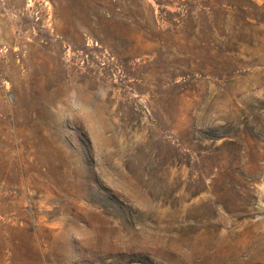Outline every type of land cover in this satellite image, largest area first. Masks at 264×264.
I'll return each mask as SVG.
<instances>
[{
    "label": "rangeland",
    "instance_id": "374dc122",
    "mask_svg": "<svg viewBox=\"0 0 264 264\" xmlns=\"http://www.w3.org/2000/svg\"><path fill=\"white\" fill-rule=\"evenodd\" d=\"M0 264H264V0H0Z\"/></svg>",
    "mask_w": 264,
    "mask_h": 264
}]
</instances>
